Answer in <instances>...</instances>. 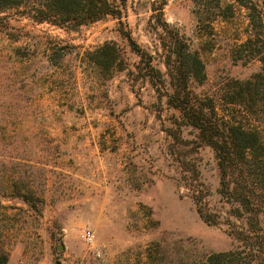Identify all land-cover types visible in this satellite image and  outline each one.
Wrapping results in <instances>:
<instances>
[{"label":"rangeland","instance_id":"rangeland-1","mask_svg":"<svg viewBox=\"0 0 264 264\" xmlns=\"http://www.w3.org/2000/svg\"><path fill=\"white\" fill-rule=\"evenodd\" d=\"M253 1L264 22V0ZM226 5L229 11L219 12L193 0H125L121 24L106 16L75 27L0 12L5 264H202L211 254H248L249 240H238L240 222L227 217L228 204L220 200L212 149L196 146L191 128L176 127V111L138 71L141 50L164 70L155 51L158 32L176 31L203 63L205 77L191 90L211 97L222 114L223 90L259 66L232 58L253 30L248 9L220 0ZM159 6L156 21L151 9ZM104 42L118 51L107 69L92 59ZM242 102L258 111L256 102ZM262 114L246 113L242 121L262 130L264 139ZM192 169L207 208L229 224H208L197 215L184 187ZM233 230H240L237 239Z\"/></svg>","mask_w":264,"mask_h":264},{"label":"trees","instance_id":"trees-1","mask_svg":"<svg viewBox=\"0 0 264 264\" xmlns=\"http://www.w3.org/2000/svg\"><path fill=\"white\" fill-rule=\"evenodd\" d=\"M193 1L204 11L227 12L230 8V5L221 8L220 0ZM234 1L248 9L247 17L253 31L231 50V56L235 60H255L259 66L249 78L234 80L223 90L220 100L225 108L222 114H218L211 97L191 90V83H201L205 77L203 63L176 31L171 34L158 32L159 47L155 51H160L163 71L155 66L151 53L142 50L139 53V58L144 60V66L138 70L142 71L141 78L158 96L164 95L165 103L176 111V127L191 128L196 146L207 145L212 149L218 172V194L229 207L226 215L240 222L243 234L238 240L245 243L249 240L247 255L240 257L235 249L208 255L202 264H264V230L260 228L264 223V139L262 130L242 121L246 113L252 115L260 111L264 115V22L253 0ZM7 10H15L18 16L34 23L45 22L58 27H75L106 16L121 24L125 0H0V12ZM151 10H157L156 21L161 18V6ZM162 25L166 26L163 20ZM125 36L128 37L127 32ZM92 59L96 65L107 69L117 63L118 51L113 42H104L95 48ZM243 99L256 102L258 111H253V105L244 107ZM175 139H180L179 134ZM193 172L194 169L189 176ZM200 186L193 176L184 186L191 193L197 215L208 224L216 221L229 224L218 209L210 212L206 194ZM233 225L232 229L236 227ZM230 234L237 239L240 230ZM5 262L6 256L0 253V264Z\"/></svg>","mask_w":264,"mask_h":264},{"label":"built area","instance_id":"built-area-1","mask_svg":"<svg viewBox=\"0 0 264 264\" xmlns=\"http://www.w3.org/2000/svg\"><path fill=\"white\" fill-rule=\"evenodd\" d=\"M84 238H85L86 240H89V237H88V236H86V235H84Z\"/></svg>","mask_w":264,"mask_h":264}]
</instances>
